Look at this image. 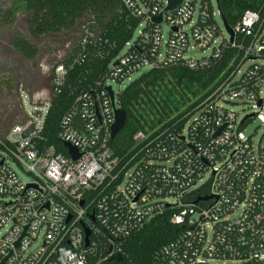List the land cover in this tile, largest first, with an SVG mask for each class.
Here are the masks:
<instances>
[{
  "label": "built area",
  "instance_id": "1",
  "mask_svg": "<svg viewBox=\"0 0 264 264\" xmlns=\"http://www.w3.org/2000/svg\"><path fill=\"white\" fill-rule=\"evenodd\" d=\"M120 1L139 20L136 38L60 122L58 139L77 150L76 160L67 150L64 155L45 146L43 132L52 96L67 86L92 37L88 29L79 30L81 53L54 65L45 97L36 98L22 82L14 85L20 120L0 134V264L123 259L127 240L168 207L178 208L169 221L182 231L155 252L150 264H264V127L254 144L252 136L242 137L245 117L237 122V114L225 105L236 102L254 112L249 116L264 117V77L251 83L264 67V29L255 43L237 47L244 49L252 70L237 72L167 147L156 142L147 162L128 166L108 145L119 109L108 82L130 83L136 73L171 64L208 67L235 45L216 23L210 0H182L176 13L167 11L168 0ZM258 21L256 13L246 11L232 32L249 36ZM164 23L168 32L162 53ZM191 42L196 50L210 49V55L190 57ZM77 115L83 132L72 127ZM146 139L137 133L134 146ZM10 162L35 181L24 182ZM205 175L211 178L210 203L182 205Z\"/></svg>",
  "mask_w": 264,
  "mask_h": 264
},
{
  "label": "trees",
  "instance_id": "2",
  "mask_svg": "<svg viewBox=\"0 0 264 264\" xmlns=\"http://www.w3.org/2000/svg\"><path fill=\"white\" fill-rule=\"evenodd\" d=\"M217 9L231 31H236L246 11L258 15L259 21L251 35L236 33L235 47L228 45L222 57L211 61L208 67L190 70L181 64L165 65L142 73L117 94L119 109L126 114V123L120 133L108 142L114 154L128 166L147 162V151L158 142L167 147L172 139L183 134L187 124L247 63L244 49L258 40L264 29V0H217ZM19 16L25 17L27 31L36 42L51 37L70 38L64 57L57 64H67L81 53L79 30L85 26L92 37L89 39L81 60L74 65L67 86L60 94L52 96V107L43 132L45 146H52L66 155V149L58 139L62 117L73 107L79 95L88 91L107 71L108 64L117 57L124 45L131 40L139 20L125 9L120 0H10L0 9V34L5 35ZM1 41V40H0ZM61 50L62 44L50 41ZM8 52L29 66L40 63L39 44L31 42L17 30L8 37ZM264 58V50L261 51ZM56 65V64H55ZM249 67V68H248ZM252 70V66H247ZM251 83L264 77V67ZM0 131H8L14 125L10 108L15 105L14 78L0 75ZM7 76V77H6ZM257 116H246L240 130ZM3 132V133H4ZM142 133L147 139L135 147L134 136ZM251 137V136H250ZM180 180V177H179ZM209 177L182 199V205L202 207L210 203ZM177 207L165 211L133 234L125 243V255L121 262L102 264H150L155 252L174 240L182 228L170 223Z\"/></svg>",
  "mask_w": 264,
  "mask_h": 264
},
{
  "label": "rangeland",
  "instance_id": "3",
  "mask_svg": "<svg viewBox=\"0 0 264 264\" xmlns=\"http://www.w3.org/2000/svg\"><path fill=\"white\" fill-rule=\"evenodd\" d=\"M212 10L215 14V21L220 27L223 35L226 34L225 29L223 28L222 22L218 16V10L215 0H210ZM25 17L19 16L17 19V22H15L13 28H11L5 35L0 34V49L4 51H8V37L11 32L18 31L24 34L26 37L29 38L31 42L37 43L40 46L41 49V58L40 63L37 66H29L23 61H21L18 57L13 55V59L11 60V65L7 69L12 71L11 75L14 78V84L17 82H22L25 84V86L28 88L30 92L43 90L47 91L49 86V80L50 76L52 74V69L55 64H57L65 55V52L67 51L69 44H70V38L62 36V38H55L51 37V39H46L41 42H36L32 37L29 35L27 31L26 21ZM168 28L166 24L161 25V34H162V53H164L165 46L164 43L166 41ZM136 38V32L133 35V39ZM57 42L59 44H62L61 50H55L56 45L49 43L50 41ZM219 41V39H217ZM190 47H192V50L190 51V57L193 59H200L203 57H208L210 55V49L207 51H199L194 49V46L191 42ZM123 53V51H122ZM121 53V54H122ZM7 56H11L7 54ZM248 66V63H245L243 67H241L240 72H243ZM143 72H139L134 74L131 77V80H135L138 76H140ZM7 77V76H6ZM1 78V76H0ZM129 84V82H124L121 85L117 83L108 82V85L112 87V90L117 96V93L120 91H123L126 86ZM31 85V86H30ZM16 98V96H15ZM1 100H5L4 94L1 93L0 95ZM14 104L10 108V114L13 115L14 122H18L20 120V110L17 104V100L14 99ZM239 103L234 102L233 105L231 104H225L228 110L234 111L237 114V122H240L244 117L249 116L253 114L254 112L247 106L243 105H237ZM1 125V124H0ZM264 127V117L262 115H258L257 117L253 118L251 121H249L243 132L242 137L247 138L249 136H252L253 143H257V139L260 136V133ZM4 131H0V134H2ZM10 167L13 171L16 172V174L24 181V182H34L35 179L33 176L25 174L21 168L15 163L10 162ZM209 178V175H205L203 182H206Z\"/></svg>",
  "mask_w": 264,
  "mask_h": 264
},
{
  "label": "water",
  "instance_id": "4",
  "mask_svg": "<svg viewBox=\"0 0 264 264\" xmlns=\"http://www.w3.org/2000/svg\"><path fill=\"white\" fill-rule=\"evenodd\" d=\"M182 0H168V7H167V11H170L172 13H176V11L178 10L180 4H181ZM10 3V0H0V9H4L6 8ZM223 28L225 29V32L228 34L229 36V41L232 42L233 40V36L234 33L228 28V26L226 25L225 21L223 20V18L220 16ZM155 23H160L161 22V17H157L156 19H154ZM11 74L12 71H10L9 69H5V68H1L0 69V74ZM108 94L111 98V100H113V93L111 91L110 88L107 89ZM78 106V105H77ZM114 115H115V119H114V123L111 127V134H110V139H113L118 133H120L122 131V129L125 126L126 123V114L124 111L117 109L114 111ZM72 127L74 129L79 130L80 132H83L82 127L80 126V121H79V117L78 115L74 118L73 122H72ZM64 148L67 150L68 155L73 159L76 160L79 157V154L77 152V150L72 147L71 145H69L68 143H64ZM82 204V203H81ZM89 233L86 232V237H88ZM123 259L120 255H114L110 261L112 262H121Z\"/></svg>",
  "mask_w": 264,
  "mask_h": 264
},
{
  "label": "flooded vegetation",
  "instance_id": "5",
  "mask_svg": "<svg viewBox=\"0 0 264 264\" xmlns=\"http://www.w3.org/2000/svg\"><path fill=\"white\" fill-rule=\"evenodd\" d=\"M7 54H9L8 51H4V50L0 49V69L1 68L7 69L12 64L11 60L13 59V57H12V55L11 56H7ZM7 74H5V75H7ZM0 75H2V74H0Z\"/></svg>",
  "mask_w": 264,
  "mask_h": 264
},
{
  "label": "crops",
  "instance_id": "6",
  "mask_svg": "<svg viewBox=\"0 0 264 264\" xmlns=\"http://www.w3.org/2000/svg\"><path fill=\"white\" fill-rule=\"evenodd\" d=\"M15 85V84H14ZM36 98H43L47 95V91L38 90L31 92Z\"/></svg>",
  "mask_w": 264,
  "mask_h": 264
}]
</instances>
